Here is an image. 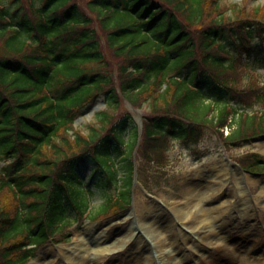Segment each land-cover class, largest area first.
Wrapping results in <instances>:
<instances>
[{"label": "trees", "instance_id": "trees-1", "mask_svg": "<svg viewBox=\"0 0 264 264\" xmlns=\"http://www.w3.org/2000/svg\"><path fill=\"white\" fill-rule=\"evenodd\" d=\"M233 7L235 14L220 0H0V264H24L34 252L27 243L66 237L90 207L77 189L101 192L96 219L131 205L138 127L118 114L122 98L149 106L137 151L148 163L161 162L172 139L192 147L214 129L238 147L264 134V110L238 116L242 105L264 103L247 73L264 65V49L247 63L232 53L264 45V6ZM98 96L107 110L89 135L70 137ZM240 163L264 168L258 155Z\"/></svg>", "mask_w": 264, "mask_h": 264}, {"label": "rangeland", "instance_id": "rangeland-1", "mask_svg": "<svg viewBox=\"0 0 264 264\" xmlns=\"http://www.w3.org/2000/svg\"><path fill=\"white\" fill-rule=\"evenodd\" d=\"M222 4L252 10L264 0ZM255 73L263 76L264 91V68ZM104 107L97 98L76 129L87 132ZM130 111L139 121L148 105ZM169 148L167 165L138 161L143 175L134 185L131 207L103 220H80L69 230L68 242H49L29 264H80L85 250L93 264H264V172L248 174L238 165L246 153L264 157V139L229 149L208 132L190 152L175 141ZM99 203L92 200L95 208ZM180 220L191 225L180 228ZM193 227L198 235L190 237ZM107 247L113 253H102Z\"/></svg>", "mask_w": 264, "mask_h": 264}, {"label": "bare ground", "instance_id": "bare-ground-1", "mask_svg": "<svg viewBox=\"0 0 264 264\" xmlns=\"http://www.w3.org/2000/svg\"><path fill=\"white\" fill-rule=\"evenodd\" d=\"M181 224V220H180V223H178L177 225H180ZM183 224H190L191 225V223H189V222H183L182 223V225ZM182 225H180V228H182ZM193 229H194V231L193 232H188L190 235V237H193L194 236V234H195V236L196 235H198V234H196V229L193 227ZM202 229V228H201ZM99 239H101L100 237H98ZM122 246H124V244H122L121 246H119V248L117 249L118 251H120L121 250V247ZM117 250H115V251H117ZM76 251H78V249H76L75 248V250H74V253L76 252ZM86 252H85V254H83V255H86V256H88V252H87V250H85ZM98 252V251H97ZM103 252H105V253H113V249L111 248V249H109L108 247L107 248H103V250H102V253ZM73 253V254H74ZM86 256H82V258L80 259V264H93L92 263V260H91V258H89V257H86Z\"/></svg>", "mask_w": 264, "mask_h": 264}]
</instances>
